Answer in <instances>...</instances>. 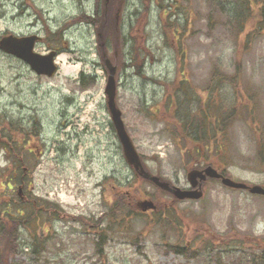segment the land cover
<instances>
[{
    "label": "rangeland",
    "instance_id": "374dc122",
    "mask_svg": "<svg viewBox=\"0 0 264 264\" xmlns=\"http://www.w3.org/2000/svg\"><path fill=\"white\" fill-rule=\"evenodd\" d=\"M103 2L0 0V39L36 34L37 52L58 46L64 55L47 78L0 51V129L32 148L18 158L37 210L17 223L0 212L3 264H255L264 198L208 180L201 200L180 202L138 177L112 127L105 60L116 66V104L151 174L187 188L191 169L212 165L264 186V0H124L118 11ZM171 2L168 23L183 30L166 44L162 6ZM214 107L232 115L219 122ZM11 166L0 149V206L12 201ZM143 200L155 211L141 213Z\"/></svg>",
    "mask_w": 264,
    "mask_h": 264
},
{
    "label": "water",
    "instance_id": "95a60500",
    "mask_svg": "<svg viewBox=\"0 0 264 264\" xmlns=\"http://www.w3.org/2000/svg\"><path fill=\"white\" fill-rule=\"evenodd\" d=\"M108 1V0H107ZM38 36L32 35L28 37L6 36L0 40V50L5 54L16 57L26 63L32 71L37 75H44L53 77L57 72V65L54 58L55 52L48 54H39L34 51ZM106 67L109 71L105 93L107 95V107L109 109L112 123L116 130L118 139L122 145L123 154L127 163L132 166L136 172L143 178L152 181L159 188L170 192L178 200H199L203 196L202 183L206 181L207 177L221 179L224 186L234 189H248L251 194H258L264 196V188L258 185L247 186L245 183L234 181L231 178L224 177L218 173L212 166H208L203 170H192L187 174V180L191 186L190 189H181L179 187H172L169 183L162 181L159 177L148 173L143 165L122 120V113L116 105V66H113L109 60L106 61ZM138 207L146 211L148 209H155L152 201L146 200L140 202Z\"/></svg>",
    "mask_w": 264,
    "mask_h": 264
},
{
    "label": "trees",
    "instance_id": "16d2710c",
    "mask_svg": "<svg viewBox=\"0 0 264 264\" xmlns=\"http://www.w3.org/2000/svg\"><path fill=\"white\" fill-rule=\"evenodd\" d=\"M116 1V2H115ZM120 1H122L124 3V0H113L108 3L103 2V7L104 8H109V6H112L113 4L116 6V11L117 8H120ZM172 2L169 3V5H167L166 7L162 6L163 11H165L166 13V25L163 27V34L166 40V44H169V40L171 39V35L176 38L175 34L177 32L176 27L182 28V26L180 24L177 23V21H172L171 23H168V21H170V17L172 15H170L172 13L171 11V7H172ZM170 8V10H169ZM117 14V12H116ZM115 14V15H116ZM105 11L102 13V16L100 17L98 24H102L103 22H105ZM182 37V35L180 36V38ZM177 39V38H176ZM175 44L177 43L176 41ZM133 48V47H132ZM185 94L190 96V91L186 90ZM211 100V98H210ZM209 105L212 104V101H210L208 103ZM180 106L177 105L176 108H174L176 113H179L180 111ZM214 111L216 113V118L218 119L219 122H225V117H227V115H229V113L232 115V109L229 107H214ZM181 116L182 118L185 116L186 119H190L189 118V110L187 107H181ZM183 121V119H181ZM3 137V141L1 142V139ZM17 141V140H16ZM27 139H23L22 141H17L15 142L14 139V130L11 129H7L4 128L3 130L0 129V149H3L5 151V153L7 155H9L10 157V162H11V168H7V172L10 175V178L8 179V181H6L5 183V187H6V193L5 196L9 197L10 199L12 198V201L10 200V205L5 204L4 206H0V212L3 211V213H5L6 217H9L12 219L13 222H21L23 218L25 217H30L32 220L35 217H32L33 214H35L36 216V211L35 207H32L30 205H32L31 203L25 202L20 200L15 194H14V186L17 183L22 182L21 180V176H24V167H28L25 165V161L24 159L21 160L19 159V151H24L25 154H31V152L28 150L27 148ZM8 159V158H7ZM29 169V167H28ZM124 199L127 201L126 197H124ZM12 205H14L15 211H13ZM125 205L126 209H129V213L131 211V208L128 206L129 202H126L124 200H120V202L118 203V207H123ZM30 207V208H29ZM32 210V211H31ZM39 213L43 214L44 212L40 209ZM119 210V209H118ZM4 215V214H2ZM3 234V233H2ZM8 240H5L3 243L7 242ZM102 241V240H101ZM1 246V244H0ZM17 245L15 246L16 249ZM7 254V248H6V244L3 245V247H0V264H3L4 262V256ZM185 254H188L187 252H185ZM252 258H254L253 261H255V264H264V253L260 254V255H255L252 256Z\"/></svg>",
    "mask_w": 264,
    "mask_h": 264
},
{
    "label": "flooded vegetation",
    "instance_id": "af4514ba",
    "mask_svg": "<svg viewBox=\"0 0 264 264\" xmlns=\"http://www.w3.org/2000/svg\"><path fill=\"white\" fill-rule=\"evenodd\" d=\"M49 50L50 51H56L57 53H60V48L58 46H50Z\"/></svg>",
    "mask_w": 264,
    "mask_h": 264
},
{
    "label": "bare ground",
    "instance_id": "6f19581e",
    "mask_svg": "<svg viewBox=\"0 0 264 264\" xmlns=\"http://www.w3.org/2000/svg\"><path fill=\"white\" fill-rule=\"evenodd\" d=\"M62 60H64V55H60V56L57 58V62L62 61Z\"/></svg>",
    "mask_w": 264,
    "mask_h": 264
}]
</instances>
